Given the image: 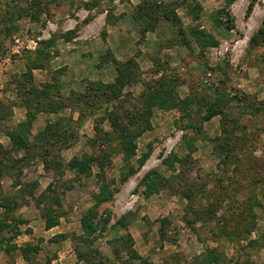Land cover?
Masks as SVG:
<instances>
[{"label":"rangeland","instance_id":"rangeland-1","mask_svg":"<svg viewBox=\"0 0 264 264\" xmlns=\"http://www.w3.org/2000/svg\"><path fill=\"white\" fill-rule=\"evenodd\" d=\"M0 172V264H264V0H0Z\"/></svg>","mask_w":264,"mask_h":264},{"label":"trees","instance_id":"trees-1","mask_svg":"<svg viewBox=\"0 0 264 264\" xmlns=\"http://www.w3.org/2000/svg\"><path fill=\"white\" fill-rule=\"evenodd\" d=\"M22 13L24 14V15H29V13H28V8H24L23 10H22ZM30 14H32V13H30ZM163 15H164V17L167 19V20H169V21H171V23H173L174 25H176V27H177V32H178V35L180 36V38H181V41L183 42V44L186 46V47H188L189 48V50L190 51H192V47L189 45V43H188V41H187V39H186V34H185V32H184V29H183V27L181 26V24H180V21H179V19H178V17L174 14V12L173 11H164L163 12ZM68 34H69V37L71 38L73 35H74V30H71V31H69L68 32ZM68 36V35H67ZM45 44H48V41H46V42H44ZM36 52H37V55H42L43 56V58L44 57H46V56H48L47 58H49L51 55L48 53V52H45V50H43V48H38L37 50H36ZM45 59V58H44ZM28 65V68H30V67H32V68H43L46 64H44V63H40V62H38V59L37 58H35V60H32L29 64H27ZM30 74V73H29ZM31 75V74H30ZM25 76V75H24ZM19 84V83H18ZM20 85V84H19ZM19 88H20V86H19ZM96 89H98L97 87H94L93 85L92 86H90V88H89V90L87 91V92H89V93H87V94H90V90H96ZM99 90V89H98ZM97 91V90H96ZM96 93H98V92H96ZM82 99H83V97L81 98L80 97V101H82ZM109 99H111V97H107L106 98V101H109ZM106 108V107H105ZM104 108V109H105ZM54 109V108H53ZM241 109H243V107H241ZM95 110V109H94ZM215 113H217V112H215V111H210V112H208L205 116H204V119H206V120H208L210 117H212ZM53 131L54 130H45V131H43V134L44 133H49V134H46V135H52L53 134ZM11 133V135H14V132H10ZM9 133V134H10ZM27 157H25V156H21V157H19V158H17V159H15L16 160V163H18V164H22V165H24L22 162H24V159H26ZM49 160H52V158H49ZM22 165H21V167H22ZM3 172H0V174H2ZM20 173V172H19ZM56 222H54V221H52L51 222V224L50 225H54Z\"/></svg>","mask_w":264,"mask_h":264}]
</instances>
